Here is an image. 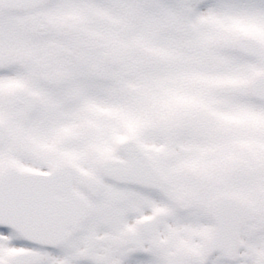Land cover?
Instances as JSON below:
<instances>
[{"label":"snow or ice","instance_id":"1","mask_svg":"<svg viewBox=\"0 0 264 264\" xmlns=\"http://www.w3.org/2000/svg\"><path fill=\"white\" fill-rule=\"evenodd\" d=\"M0 264H264V0H0Z\"/></svg>","mask_w":264,"mask_h":264}]
</instances>
